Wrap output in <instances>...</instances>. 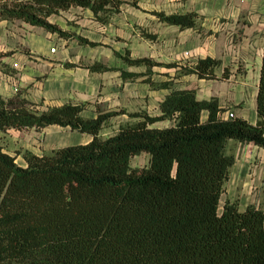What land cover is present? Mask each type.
I'll return each instance as SVG.
<instances>
[{
    "label": "trees",
    "instance_id": "16d2710c",
    "mask_svg": "<svg viewBox=\"0 0 264 264\" xmlns=\"http://www.w3.org/2000/svg\"><path fill=\"white\" fill-rule=\"evenodd\" d=\"M122 2L0 0V21H23L68 36L48 21L49 15L80 6L104 24ZM151 13L166 24L199 29L195 11ZM78 39L87 46L98 44ZM114 54L129 66L145 67L119 69L123 80L169 90L158 103V114L129 112L132 122L102 136L111 119L126 111L96 104V115L86 117L82 111L89 102L43 105L27 99L20 87L0 97V133L58 125L92 136L87 143L40 155L25 149L20 152L24 165L0 144V264H264V206L241 208L236 199H227L220 207L235 160L227 141L264 148V48L254 123L228 116L217 97L199 99L194 87H173L174 78L183 74L214 77L218 58L161 63L133 57L127 47ZM5 55L0 51V69L15 75L17 70L1 59ZM158 65L175 68L174 74L155 80ZM86 68L117 69L100 62ZM162 120L172 124L154 126ZM142 152L150 155L149 163L132 167L131 157Z\"/></svg>",
    "mask_w": 264,
    "mask_h": 264
},
{
    "label": "crops",
    "instance_id": "0c3cea01",
    "mask_svg": "<svg viewBox=\"0 0 264 264\" xmlns=\"http://www.w3.org/2000/svg\"><path fill=\"white\" fill-rule=\"evenodd\" d=\"M122 1L119 12L104 24L95 19L90 9L80 6L49 15L48 21L68 36L23 21H0V51L8 53L1 59L17 70L15 75H9L0 69V97H10L16 87H20L27 99L43 105L89 102L82 115L93 117L96 104L103 108H118L120 100L129 96L126 94L131 82L143 86L142 96L148 94L157 98L154 114H158V103L169 90H155L146 82L121 78L119 69L135 72L145 69L144 66H129L114 54V50L123 53L127 47L133 57L149 56L161 63L177 61L192 64L204 56L220 59L221 64L215 68L214 77L198 78L195 74H183L174 78L173 87H194L197 98L217 97L226 111L232 110L234 115H240L251 123L256 121V93L264 48V0ZM153 10L165 13L195 11L199 15V29L179 28L161 22L151 13ZM146 33L155 37L151 39ZM78 37L98 44L94 47L81 44ZM112 43L124 45L120 50ZM128 43H144L147 50L135 54ZM72 47L80 49L74 52L70 50ZM103 50L107 53L101 54ZM93 62L117 69L90 71L86 65ZM65 63L74 65L66 66ZM174 71L172 67L154 66L153 78L162 81L172 76ZM248 96H253V99L248 100ZM162 121L168 123L157 125L161 122L158 121L154 126L172 124L170 120ZM21 131H30L41 139V147L27 148L38 155L92 139L88 133L58 125H49L42 131L34 128ZM226 150L234 155L235 160L221 194L222 204L227 199H236L241 208L249 204L263 207L264 148L230 139Z\"/></svg>",
    "mask_w": 264,
    "mask_h": 264
},
{
    "label": "rangeland",
    "instance_id": "374dc122",
    "mask_svg": "<svg viewBox=\"0 0 264 264\" xmlns=\"http://www.w3.org/2000/svg\"><path fill=\"white\" fill-rule=\"evenodd\" d=\"M16 35H18L16 33ZM123 35V34H122ZM115 45L118 49H122L123 43H112ZM132 47V51L135 54H141L142 52L147 50V46L144 43H128ZM80 48L78 47H72L70 50L74 52H78ZM96 53V52H95ZM107 53L103 50L104 54ZM142 85L136 86L135 84L129 82V93L126 95H129L126 99L120 100V105L118 108L113 109H119L126 112L121 113L118 116H115L112 119V122L110 125L104 127L101 130V135L106 136L110 135L115 132L119 124L126 123V122H132L133 118L130 117L127 113L137 110H146L150 114H154L156 112V97L154 95H148L142 96V92L144 91ZM123 98V97H122ZM248 100L253 99V96H248ZM107 107V106H106ZM110 108V107H108ZM112 109V108H111ZM232 112V110H228L226 114L228 115L229 112ZM233 113V112H232ZM167 121H161L158 122L157 125H165L167 124ZM38 137V136H37ZM34 136V133L30 131H17V130H9L5 132L0 133V144L3 146L5 151H7L9 154L15 156V161L18 164H22L23 160L20 155V152L27 149V148H34L42 146L41 139ZM52 150V149H51ZM50 150L44 151L48 152ZM150 155L146 152H142L140 154L133 155L130 159V164L132 167H141L145 166L149 163ZM223 199L221 198L220 201V207L222 205Z\"/></svg>",
    "mask_w": 264,
    "mask_h": 264
},
{
    "label": "built area",
    "instance_id": "2783aa9c",
    "mask_svg": "<svg viewBox=\"0 0 264 264\" xmlns=\"http://www.w3.org/2000/svg\"><path fill=\"white\" fill-rule=\"evenodd\" d=\"M51 50H54V47H51ZM233 115V113L230 111L229 113H228V116H232Z\"/></svg>",
    "mask_w": 264,
    "mask_h": 264
}]
</instances>
